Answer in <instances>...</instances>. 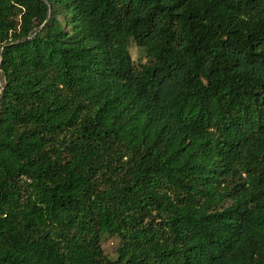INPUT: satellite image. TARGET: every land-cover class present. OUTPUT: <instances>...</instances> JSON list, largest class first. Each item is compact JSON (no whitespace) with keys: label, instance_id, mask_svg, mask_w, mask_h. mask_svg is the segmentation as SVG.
I'll return each instance as SVG.
<instances>
[{"label":"trees","instance_id":"1","mask_svg":"<svg viewBox=\"0 0 264 264\" xmlns=\"http://www.w3.org/2000/svg\"><path fill=\"white\" fill-rule=\"evenodd\" d=\"M0 81V264H264V0H0Z\"/></svg>","mask_w":264,"mask_h":264},{"label":"rangeland","instance_id":"2","mask_svg":"<svg viewBox=\"0 0 264 264\" xmlns=\"http://www.w3.org/2000/svg\"><path fill=\"white\" fill-rule=\"evenodd\" d=\"M128 50L135 66H138L140 63L146 61V53L144 49L137 46L134 41L129 43ZM101 246L104 253L107 254L109 258L114 259L116 257L118 238L115 236L105 235L102 238Z\"/></svg>","mask_w":264,"mask_h":264},{"label":"built area","instance_id":"3","mask_svg":"<svg viewBox=\"0 0 264 264\" xmlns=\"http://www.w3.org/2000/svg\"><path fill=\"white\" fill-rule=\"evenodd\" d=\"M1 89H2V82L0 81V91H1Z\"/></svg>","mask_w":264,"mask_h":264},{"label":"water","instance_id":"4","mask_svg":"<svg viewBox=\"0 0 264 264\" xmlns=\"http://www.w3.org/2000/svg\"><path fill=\"white\" fill-rule=\"evenodd\" d=\"M0 95H1V91H0Z\"/></svg>","mask_w":264,"mask_h":264}]
</instances>
